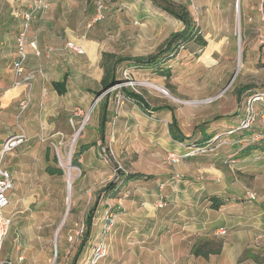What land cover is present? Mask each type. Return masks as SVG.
I'll return each mask as SVG.
<instances>
[{"label":"rangeland","instance_id":"obj_1","mask_svg":"<svg viewBox=\"0 0 264 264\" xmlns=\"http://www.w3.org/2000/svg\"><path fill=\"white\" fill-rule=\"evenodd\" d=\"M203 1L207 4L202 8L204 14L198 7L197 0H180L188 4L194 24L202 30L207 45L202 49L191 46L188 50H180L167 63L171 70L168 80L145 70L140 72L122 69L115 74L117 84L142 96L150 108H173L180 131L188 137L184 143L175 142L169 136L171 114L168 111L146 112L133 100L124 98L119 89L104 96H101L102 93L100 96L92 94L89 100L84 101L86 91H82L83 95L76 94L79 89L76 86L70 89L72 94L61 101L62 107H58L57 114L47 115L45 119L54 122V131H60L63 135L62 142L56 139L51 142L53 139L48 138L44 142L38 140L30 143L22 122L26 115L37 116L36 120L39 119L40 107H34L32 103V89L39 72L32 81L28 108L19 114L18 102L22 98L19 96L11 104V111L0 112V151L5 137L21 133L27 137L15 150L3 156L1 165L5 167V164L11 163L17 150L23 149L20 152L22 156L15 162L14 174L23 180H40L44 184L41 192L23 190L22 185L16 191L22 193V199L39 193V201L34 204L22 205L21 202L10 200L12 226L4 243V256L15 264H73L81 238L76 240L72 235L75 231L84 229L83 220L92 209V222H99V226L91 225L92 237L88 239L86 253L75 261V264H82L100 232L104 210L109 208L104 201L114 199L100 192L109 182H118L120 185L116 198L149 195L153 199L151 207L167 223H162V226L152 224L150 227L151 223L144 221L134 224L135 228L140 226L141 229L137 233L134 229L126 230L117 239V243L111 242V246L107 241L109 253L97 264H209L210 256L207 259L195 257L191 249L206 244L204 250L214 251L220 244L223 246L230 232L226 224L216 227L212 232L206 231L208 235L202 234L195 239L189 237L190 244L187 248L180 246V243L176 246L175 239L183 235L186 227L191 229L192 223L219 220L226 222L229 216L242 211L245 206L251 205L253 210L254 204L264 202V174L261 173L259 163L264 154H239L242 148L237 150L233 146L238 145L240 133L226 134L230 129L239 127L245 113L246 99L264 86V66L260 63L258 47L259 37L264 34L263 0H221L231 7L229 29L233 33V42L230 49L222 39L228 29L222 26L223 13L220 12L219 17L216 15L217 10L213 8V4L217 2ZM209 7L213 12H205ZM17 30V23H12L10 31L0 32V35H4L0 38V104L4 96L1 94L4 83L7 90L11 89L13 83L10 67ZM33 32L31 30V34ZM126 41L123 40V44ZM30 57L27 70L37 71L40 61L37 57ZM244 85L255 87L246 91L241 100L237 101L236 90ZM90 87L98 88H93L92 85ZM119 95L123 100H118ZM72 101L75 103L72 104ZM31 107L33 109L30 110ZM102 108L106 114L103 118V138L100 137ZM254 109L257 114L264 116V105L255 104ZM260 120L257 118L253 122L251 131L262 130L261 138H264V125ZM199 125H205L203 129L207 134L215 133L217 136L207 141L212 147L208 153L197 151L201 147L197 146V141L201 138L200 130L197 129ZM87 139L97 144L80 161V173L76 167L71 166L72 153ZM45 147L50 150V156L57 160L56 163L49 161L48 164L60 168L63 172L61 176L49 177L45 173L46 162L42 161ZM231 147L237 151L230 149ZM234 152L237 155H232ZM170 155L177 162H171ZM68 165L71 167L70 194L67 191ZM120 171L127 174L142 173L151 178L123 181ZM135 190L138 192L133 195ZM127 191L130 194L124 197ZM245 193L255 195L252 203L244 199ZM12 194L11 192L10 196ZM213 196H220L224 202L220 211L210 208L209 198ZM161 199L165 204L161 208L156 207ZM240 202L245 203L238 205ZM110 209L115 216L112 207ZM165 224L168 229L164 228L167 227ZM146 226L150 229H145ZM113 228L107 235V240L113 234ZM218 228H224L226 235H216ZM255 231L257 234L254 232V243H250L247 251L259 262L247 260L251 264L264 262V230ZM174 235L176 238H172ZM220 254L221 251L219 254L209 253L212 259L217 260L216 264L221 260ZM244 255L242 252L239 262L246 260ZM19 256L23 260L18 261Z\"/></svg>","mask_w":264,"mask_h":264},{"label":"crops","instance_id":"obj_2","mask_svg":"<svg viewBox=\"0 0 264 264\" xmlns=\"http://www.w3.org/2000/svg\"><path fill=\"white\" fill-rule=\"evenodd\" d=\"M46 1L49 4L48 10L39 14L36 19L33 20L28 32V37L30 39H36L37 47L41 53V55L36 58L40 61L39 68L41 73L37 76L32 89V103L34 107H40L39 119L36 120L37 116L30 117L29 115H26L24 121L22 122L30 143L38 140H42L44 142L48 138L53 139L51 142L54 141V139L62 142L63 135L60 131H54V122L52 123L48 120L46 121L45 119L47 115L53 116L57 114L56 110L58 107H62L61 101L65 97H68L70 94H72L70 89L73 88V86L79 88V91L77 90L76 94L83 95L82 91H86V93H84L83 100H89L90 96L94 94L95 91L100 89V80L103 76L104 69L112 68V62H116L117 60L123 58L148 56L155 52L154 50L159 48L171 34L183 30V24L181 21L155 6L152 0H104V19L100 21L94 20V0ZM171 1L176 4L186 6L188 9V4L185 2H180V0ZM197 1L198 7L201 9L204 5H207L203 0ZM215 1L217 3L213 4V8L217 10L216 15L220 17V12L223 13V19H221L223 20L222 26H224V28H228L225 30V36H223L222 39L226 41L225 45H227L226 47L230 49L233 42V33L231 32V29H229L231 26V7L229 3H223L221 0ZM29 5L30 0H0V32L3 33L10 31V29H12V23H15V25L17 23V35L22 24L21 15L28 10ZM214 6L217 7L215 8ZM250 6L251 5L249 4V7ZM203 9L202 12L204 14ZM251 9L253 10V7ZM212 10L213 9L209 7L205 10V12ZM196 28L197 32L200 33V35L206 41L204 34L201 33L202 30L199 29L198 26ZM108 29L111 32H109ZM31 30H34L33 34H31ZM3 36L4 35H0V38ZM15 37L13 40L14 49L10 67L11 72L12 62L15 59ZM123 40L127 41L123 44ZM67 42H72L76 46L80 47L82 49V54H76L66 49L65 45ZM3 43L4 41L2 40L1 44ZM191 46L198 49L204 48H200L196 44L190 43L184 49L188 50L187 48ZM47 50H51L48 55L46 54ZM103 53L113 56V59L112 57L109 59H104L103 64ZM30 56L34 55L33 52L28 49V60ZM31 58L32 57H30V59ZM113 69L115 74L122 69L131 71L137 70L140 72L143 71L133 67L130 62H122L118 65H113ZM65 75L67 76L66 93L63 96H59L53 90L51 84L53 82L61 81ZM5 84L6 83L3 85L1 93L4 94L3 100L0 104L1 113L4 111H11V104L15 102L16 99L18 100V97L21 94V89L12 88L11 86V89L7 90L6 87L4 88ZM91 85L94 86L93 88H98L92 89V87H90ZM71 103L74 104L75 102L72 101ZM32 107L30 110L33 109ZM33 126L36 127L34 128ZM262 132V130H257L251 132L252 135L250 134L249 136H244L243 138L237 139L238 145H234L233 147H237V150L244 148L246 142H249V139L252 136L259 133L262 134ZM9 136L5 137L1 144ZM100 137L102 138V134H100ZM259 141L263 144V149L259 148L250 151V153L257 152L264 154V138H260ZM93 142V140L87 139L83 140L80 145ZM95 143L97 144V142ZM233 147L230 149L236 150ZM48 150L49 149L45 147L42 154V161L46 162L45 168L50 166L48 164L49 161H53V157L50 156V150L47 153ZM92 150L93 148L91 147L85 151L81 155L79 162H82V159H84L87 154H90ZM21 151L17 150L15 155L12 156L14 160L11 163L5 164L6 169L10 171L11 176L13 175L15 180L14 189L12 191L13 194L10 196V200H14L15 203L21 202L22 205H30L34 204L36 201H39V193L38 195L34 193L31 196L22 199V193H17L19 190L18 188L22 185L23 190L41 192V187H43L44 184L40 180H23L14 174L15 162H17L20 156H22L20 153ZM232 155L235 156L237 154L234 152ZM259 163H261V173L264 174V157ZM48 176L51 177L50 175ZM128 186L129 185H127V187ZM78 190H80V188ZM137 192L138 191L136 190L133 191V195H136ZM145 196L146 197H143L142 194H139V196L132 198L120 199L117 197L104 201L106 205L108 204L109 207H112L113 213H116L114 216L115 225L113 228V234L109 240L106 239V241L110 243V246L112 241L117 243V239L120 238L124 232L126 233V230L134 229L137 233L141 227L138 226L135 228L133 225L137 224L138 222H149L151 223L149 227L152 224H159V226H162V223H167L165 218L157 214V211L151 207L153 199L149 198V195ZM213 197L219 202H223L220 196ZM244 199H247L246 196ZM253 200L247 199L248 203H252ZM244 203L240 202L238 205ZM254 206L255 209L253 210H251V205H247L242 211H238L236 213L234 212V214L229 216L226 222H221L219 220L218 222L213 221L210 223H192L191 229L186 227L185 231H183V235L178 239H175V245L177 246V244L180 243V246L187 248V246L190 244L189 237L195 239V237H198L202 234L208 235L206 234V231L212 232L216 227H221V225L226 224L228 228H230V232L227 242L222 246L220 254L221 260L219 261V264L220 262L221 264H251L249 261H247L249 259L244 257L246 260L244 262H239V258L242 252L245 254L250 243H254L253 238L255 236L253 235L255 234L254 232H256L255 229L259 230V232L264 230V202H261L257 205L254 204ZM10 207L11 204L7 209V213L12 217V211H9ZM222 207L223 205H221L218 210L220 211ZM92 225L99 226V222H92ZM149 227L146 226L145 229H150ZM164 228L168 229L169 227L167 226ZM91 231L90 236L92 234ZM174 236L172 238H176V236ZM88 244L89 241L86 243L81 254L85 252ZM209 256V264H216L217 260L212 259L211 255L208 254V257ZM259 264H264V262Z\"/></svg>","mask_w":264,"mask_h":264},{"label":"trees","instance_id":"obj_3","mask_svg":"<svg viewBox=\"0 0 264 264\" xmlns=\"http://www.w3.org/2000/svg\"><path fill=\"white\" fill-rule=\"evenodd\" d=\"M154 5L158 8L162 9L164 12L170 14L171 16L175 17L183 24V30L177 33H173L169 36V38L157 49V51L153 54H150L145 57H136V58H123L119 59L116 62H112L111 67L112 68H105L103 72V76L100 80V89L94 92V96H99L102 92L106 91L111 86L117 84L115 73L113 72V65H118L122 62H130V64L141 70L152 72L155 75L164 77L166 80H168L171 76V70L170 67H168L167 63L175 58L177 54L180 52V50L184 49L188 44L194 43L200 48L206 46V41L203 39V37L200 35V33L197 32V28L194 24V21L190 15V12L188 11L186 6L176 4L171 0H152ZM262 9L264 11V0L262 1ZM113 59V56H110L108 54H102L103 64L104 59ZM66 82H67V76L65 75L61 81L53 82L52 88L59 96H63L66 93ZM255 86L251 85H244L236 90V97L237 101H240L243 94L246 91H250ZM120 92L126 97L127 99L133 100L135 103L141 107V109H144L146 112L150 111H168L171 114V122L168 125V133L171 139L175 142H178L180 144L184 143L188 137L180 131L178 127V122L176 117L174 116L173 112L174 109L169 106H163V107H156V108H150L148 103L144 100V98L133 91H131L129 88L121 87ZM104 115H106L103 112L102 108V116L100 121V131L102 134V138L104 137V125L102 126V120L104 118ZM205 125H199L197 129H199V133L201 134V138L197 141V146H202L207 143L208 140L216 136L215 133L213 134H207L205 129H203ZM252 131H244L240 133V138H243L244 136H249ZM252 135V134H251ZM96 146V143H88L84 145H78L74 152L72 153L71 158V166L76 167L79 172L81 173V164L79 162V159L81 155L90 149L91 147ZM263 149V144L260 141L257 142H246V145L244 148L240 150L242 154H248L250 151L256 150V149ZM49 150L47 151V153ZM240 155V156H241ZM47 157V154H46ZM53 162L56 163V157H53ZM45 172L50 176H61L63 174L62 170L57 167L47 166L45 168ZM264 173V170H263ZM121 175V180L123 181H138V180H147L151 177L148 175H144L142 173H133V174H127L122 171L119 172ZM120 190V185L118 182H109L106 184L104 188L100 190L105 196L110 198H116L118 195V191ZM211 204L210 208L212 210H218L221 205H223V202H219L214 197H211ZM73 209L70 211L72 212ZM93 211L92 209L88 212L85 219L83 220V226L84 229L82 230L81 239L79 240V244L77 246L76 252L74 254V263L77 260V258L80 256L81 252L83 251V248L85 247L86 243L88 242V239L90 237V231H91V225H92V219H93ZM206 247V244L202 245L201 247L195 246L191 249V253L195 257H203L206 259L208 257V254H219L221 251V244L218 246V248L214 251L211 250H204ZM244 257L246 259H253L255 262H259L257 258L248 251L245 252Z\"/></svg>","mask_w":264,"mask_h":264},{"label":"built area","instance_id":"obj_4","mask_svg":"<svg viewBox=\"0 0 264 264\" xmlns=\"http://www.w3.org/2000/svg\"><path fill=\"white\" fill-rule=\"evenodd\" d=\"M95 5V21H100L104 18V0H94ZM191 5V9H192ZM49 8V4L46 0H30V5L27 11H25L22 15V24L21 28L18 31L15 37V59L12 62V72H13V83L12 88L21 89L22 98L18 102L19 114H22L29 106L31 101V89H32V81L35 78L37 72L41 73L40 68L37 71L27 70V62H28V49L33 52L35 57H39L41 55L35 38H29L28 32L31 26V23L35 18L46 12ZM196 9V8H195ZM194 9V10H195ZM259 54H260V63L264 66V34L259 37L258 40ZM65 48L76 53L82 54V49L72 42H67ZM51 50H47V55ZM123 87L122 84H115L108 88L106 91L102 92L101 96L109 94L113 91L120 90ZM100 96V95H99ZM124 97V95H123ZM122 96H118V100H123ZM125 98V97H124ZM122 102V101H121ZM262 104L264 105V86L260 90L256 91L255 94L248 97L245 101V113L243 114L239 127L230 129L226 132L227 135L236 133V132H244L251 131L253 127V122L258 118L261 119V123L264 125V116L263 114H257L254 105ZM94 108V106L92 107ZM217 136H214L212 139H215ZM263 137V134H255L252 136L249 141L257 142L260 138ZM27 139L24 133L19 135H12L8 137L1 146V155H0V264H15L13 261L3 256V248L6 237L10 232L12 226V217L7 213V209L10 206V193L14 189L13 177L10 172L1 165V161L3 156L6 153H9L16 149L19 145L25 142ZM214 145V143H213ZM211 143L208 142L205 145L197 148L198 152L208 153L211 149ZM169 159L171 162H177V159L170 155ZM130 193L124 194V197H127ZM246 198L248 200H253L255 195L253 193H247ZM165 203L159 200L156 204V207H163ZM114 216L112 215L110 207L105 210L102 224L100 226V232L95 238V242L92 243L89 256L83 261L82 264H97L101 260H103L109 253V246L106 241L107 235L111 232L114 226ZM226 230L224 228H219L216 230L215 234L218 236H225ZM82 229L74 232L72 237L78 240L81 237ZM70 237V240L72 239ZM18 249V248H17ZM23 260L22 256L18 257V261Z\"/></svg>","mask_w":264,"mask_h":264},{"label":"bare ground","instance_id":"obj_5","mask_svg":"<svg viewBox=\"0 0 264 264\" xmlns=\"http://www.w3.org/2000/svg\"><path fill=\"white\" fill-rule=\"evenodd\" d=\"M153 88H155V89H157L158 91H160V92H162V90L161 89H159V88H156V87H153ZM67 168V182H68V184L70 185V168L71 167H69V165H68V167H66ZM71 187V186H70ZM70 187H69V190H68V193L70 194Z\"/></svg>","mask_w":264,"mask_h":264},{"label":"water","instance_id":"obj_6","mask_svg":"<svg viewBox=\"0 0 264 264\" xmlns=\"http://www.w3.org/2000/svg\"><path fill=\"white\" fill-rule=\"evenodd\" d=\"M103 122H104V119H103V121H102V126H103ZM76 139V136L74 137V139H73V142H74V140ZM70 167V166H69ZM71 185H69L68 184V182H67V191L69 190V187H70Z\"/></svg>","mask_w":264,"mask_h":264}]
</instances>
